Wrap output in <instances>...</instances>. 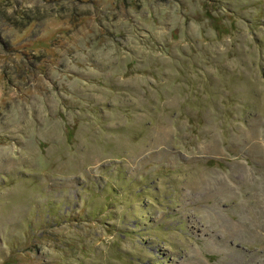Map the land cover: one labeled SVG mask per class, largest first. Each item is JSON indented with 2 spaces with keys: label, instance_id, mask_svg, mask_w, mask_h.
Segmentation results:
<instances>
[{
  "label": "rangeland",
  "instance_id": "1",
  "mask_svg": "<svg viewBox=\"0 0 264 264\" xmlns=\"http://www.w3.org/2000/svg\"><path fill=\"white\" fill-rule=\"evenodd\" d=\"M0 264H264V0H0Z\"/></svg>",
  "mask_w": 264,
  "mask_h": 264
}]
</instances>
